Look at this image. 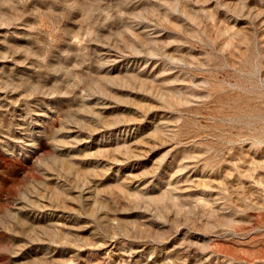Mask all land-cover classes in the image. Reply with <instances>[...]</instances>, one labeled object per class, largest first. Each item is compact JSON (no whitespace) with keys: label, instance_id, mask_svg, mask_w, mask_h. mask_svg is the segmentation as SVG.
Listing matches in <instances>:
<instances>
[{"label":"rangeland","instance_id":"374dc122","mask_svg":"<svg viewBox=\"0 0 264 264\" xmlns=\"http://www.w3.org/2000/svg\"><path fill=\"white\" fill-rule=\"evenodd\" d=\"M0 264H264V0H0Z\"/></svg>","mask_w":264,"mask_h":264}]
</instances>
